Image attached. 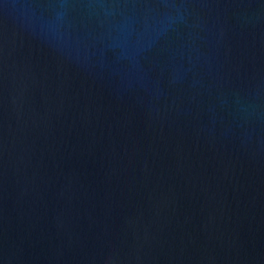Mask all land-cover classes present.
<instances>
[{
	"label": "water",
	"instance_id": "obj_1",
	"mask_svg": "<svg viewBox=\"0 0 264 264\" xmlns=\"http://www.w3.org/2000/svg\"><path fill=\"white\" fill-rule=\"evenodd\" d=\"M0 264H264V0H0Z\"/></svg>",
	"mask_w": 264,
	"mask_h": 264
}]
</instances>
